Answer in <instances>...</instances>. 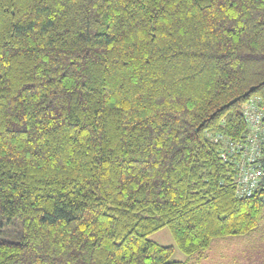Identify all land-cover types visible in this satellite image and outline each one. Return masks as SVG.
Here are the masks:
<instances>
[{
  "label": "trees",
  "instance_id": "trees-1",
  "mask_svg": "<svg viewBox=\"0 0 264 264\" xmlns=\"http://www.w3.org/2000/svg\"><path fill=\"white\" fill-rule=\"evenodd\" d=\"M251 99L264 0H0V264H187L165 228L199 264L250 234Z\"/></svg>",
  "mask_w": 264,
  "mask_h": 264
},
{
  "label": "rangeland",
  "instance_id": "rangeland-1",
  "mask_svg": "<svg viewBox=\"0 0 264 264\" xmlns=\"http://www.w3.org/2000/svg\"><path fill=\"white\" fill-rule=\"evenodd\" d=\"M263 214V216H262ZM257 227L248 235L215 239L205 259L200 264H264V210ZM163 245L174 247L172 261L192 264L196 256H187L180 252L173 242L167 228L161 229L149 237Z\"/></svg>",
  "mask_w": 264,
  "mask_h": 264
},
{
  "label": "built area",
  "instance_id": "built-area-1",
  "mask_svg": "<svg viewBox=\"0 0 264 264\" xmlns=\"http://www.w3.org/2000/svg\"><path fill=\"white\" fill-rule=\"evenodd\" d=\"M243 119L248 126V137L238 146L237 195L239 199L251 198L260 191L264 206V142L257 131H264V110L258 99H251L243 108Z\"/></svg>",
  "mask_w": 264,
  "mask_h": 264
},
{
  "label": "crops",
  "instance_id": "crops-1",
  "mask_svg": "<svg viewBox=\"0 0 264 264\" xmlns=\"http://www.w3.org/2000/svg\"><path fill=\"white\" fill-rule=\"evenodd\" d=\"M200 263H201V262H200ZM200 263H199V264H200Z\"/></svg>",
  "mask_w": 264,
  "mask_h": 264
}]
</instances>
